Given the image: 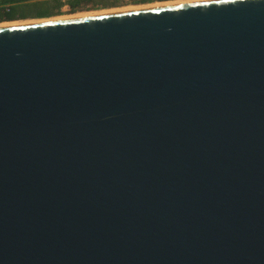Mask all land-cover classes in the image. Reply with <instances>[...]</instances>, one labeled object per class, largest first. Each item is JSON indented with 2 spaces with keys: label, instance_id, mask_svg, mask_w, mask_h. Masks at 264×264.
Wrapping results in <instances>:
<instances>
[{
  "label": "water",
  "instance_id": "obj_1",
  "mask_svg": "<svg viewBox=\"0 0 264 264\" xmlns=\"http://www.w3.org/2000/svg\"><path fill=\"white\" fill-rule=\"evenodd\" d=\"M0 264H264V0L0 26Z\"/></svg>",
  "mask_w": 264,
  "mask_h": 264
},
{
  "label": "trees",
  "instance_id": "obj_2",
  "mask_svg": "<svg viewBox=\"0 0 264 264\" xmlns=\"http://www.w3.org/2000/svg\"><path fill=\"white\" fill-rule=\"evenodd\" d=\"M89 3L95 7L94 0H0V22L48 18L59 14L64 6L75 12Z\"/></svg>",
  "mask_w": 264,
  "mask_h": 264
},
{
  "label": "rangeland",
  "instance_id": "obj_3",
  "mask_svg": "<svg viewBox=\"0 0 264 264\" xmlns=\"http://www.w3.org/2000/svg\"><path fill=\"white\" fill-rule=\"evenodd\" d=\"M94 1L96 2L95 7H93V5H92L93 3H89L83 9H79L75 12H71L68 7L64 6L61 9L59 14L48 17V19H50L52 17L53 18L59 17V16H67L65 18H71V16H69V15L92 13L95 11H99L101 9L102 10H109V9H123L124 10L125 8L126 9H128V8L134 9V8H140L143 6L144 7L150 6L153 4L166 3V2H172V1H182V0H148L146 2H144V1L142 2L141 0H94ZM159 5H162V4H159ZM42 19H47V18H42ZM25 20L29 21L30 19H25ZM31 20H35V19H31ZM36 20H41V19H36ZM15 21H24V20H15ZM7 22H10V21H2V22H0V24L7 23Z\"/></svg>",
  "mask_w": 264,
  "mask_h": 264
},
{
  "label": "bare ground",
  "instance_id": "obj_4",
  "mask_svg": "<svg viewBox=\"0 0 264 264\" xmlns=\"http://www.w3.org/2000/svg\"><path fill=\"white\" fill-rule=\"evenodd\" d=\"M188 1H199V0H182V1H172V2H166V3H159V4H174V3H183V2H188ZM159 4H153V5H150V6H145V7H153V6H159ZM143 6V5H142ZM144 7V6H143ZM143 7H140V8H143ZM130 8L128 9H124V10H129ZM123 9H109V10H99V11H95V12H92V13H85V14H74V15H69L71 17H78V16H89V15H95V14H101V13H107V12H116V11H121ZM67 16H59V17H52L50 19H41V20H29V21H10V22H7V23H2L0 24V26H9V25H15V24H25V23H32V22H40V21H45V20H54V19H63Z\"/></svg>",
  "mask_w": 264,
  "mask_h": 264
}]
</instances>
